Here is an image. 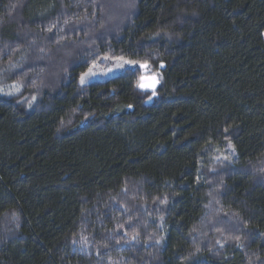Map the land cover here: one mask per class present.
<instances>
[{
    "label": "trees",
    "instance_id": "1",
    "mask_svg": "<svg viewBox=\"0 0 264 264\" xmlns=\"http://www.w3.org/2000/svg\"><path fill=\"white\" fill-rule=\"evenodd\" d=\"M0 79V264H264V0H0Z\"/></svg>",
    "mask_w": 264,
    "mask_h": 264
},
{
    "label": "rangeland",
    "instance_id": "2",
    "mask_svg": "<svg viewBox=\"0 0 264 264\" xmlns=\"http://www.w3.org/2000/svg\"><path fill=\"white\" fill-rule=\"evenodd\" d=\"M123 4V3H122ZM143 65V67H142ZM132 66H137L140 68L141 72V77L140 81L138 84L139 88V95L143 99L144 102L152 99H156L157 96L159 95L158 88L161 83V78L158 75L156 71H154L146 62H135L129 59H109V58H101L90 70L91 74L86 75L84 77V83L90 80L94 79H105L108 77H111L113 75H116L123 71L127 67H132ZM4 73V72H3ZM89 73V71L87 72ZM150 76L152 79L155 78V82L157 83V86L155 88V95H152L153 90H146V89H141L139 85L142 82V78ZM5 82H1L0 79V91L1 92H9L10 94H13L17 92L20 89V86L18 83H12L9 80L5 79ZM8 94V93H7Z\"/></svg>",
    "mask_w": 264,
    "mask_h": 264
},
{
    "label": "snow or ice",
    "instance_id": "3",
    "mask_svg": "<svg viewBox=\"0 0 264 264\" xmlns=\"http://www.w3.org/2000/svg\"><path fill=\"white\" fill-rule=\"evenodd\" d=\"M142 67H143V65H142ZM89 74H91V70H89V73H86V74H84V76H81V83H84V77L86 75H89ZM139 87H141V88H152L153 89L152 95L154 96L156 94L155 93V78H153V82L152 83H147V84L146 83H141L139 85Z\"/></svg>",
    "mask_w": 264,
    "mask_h": 264
},
{
    "label": "water",
    "instance_id": "4",
    "mask_svg": "<svg viewBox=\"0 0 264 264\" xmlns=\"http://www.w3.org/2000/svg\"><path fill=\"white\" fill-rule=\"evenodd\" d=\"M142 82L143 83H152L153 82V79L150 77V76H146L142 79ZM157 86V83L155 82V88ZM141 88V87H140ZM141 89H146V90H153L152 88H141ZM150 101H152V99L146 101V103H149Z\"/></svg>",
    "mask_w": 264,
    "mask_h": 264
}]
</instances>
